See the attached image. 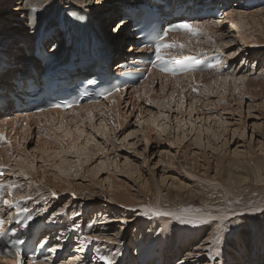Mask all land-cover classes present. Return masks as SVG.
<instances>
[{
	"label": "rangeland",
	"instance_id": "rangeland-1",
	"mask_svg": "<svg viewBox=\"0 0 264 264\" xmlns=\"http://www.w3.org/2000/svg\"><path fill=\"white\" fill-rule=\"evenodd\" d=\"M16 1L0 0L1 36L5 32L14 30L20 24L21 17L18 18L17 16H13L14 20L17 21L18 19L17 23L4 21V17L9 18L14 14L11 10L16 5ZM111 1L82 0L81 5L80 3L75 4L84 8H91L102 19L103 16L99 10L102 7H109V5L111 8L108 18L113 14L117 15L115 11L116 8L119 11V6L113 5V1ZM224 13L219 19L224 20ZM103 19L107 23L105 30L111 32V28L118 18L110 23L107 16ZM231 25L230 22L224 23L222 38H226L225 36L230 38L228 47H226L228 51L225 49L226 55L228 53L232 55V50L234 51L238 44L242 45V42L236 37L235 31L225 32ZM252 30L253 34L257 33L258 36L259 32L261 33L258 27L250 29V31ZM123 31L118 44L125 42L129 36L127 33L130 32L129 29ZM10 39L11 37L5 38L4 47H7ZM24 40L30 41L29 36ZM249 42L255 41L250 40ZM257 44L264 46V38H261ZM229 45L234 47L230 48ZM252 46L256 51L253 50L254 53L250 57H242L244 53L241 51L234 55V57L238 55L235 67L239 63L255 64L256 68L253 72L255 75V72L258 73L264 64V56L261 58V54L258 53L262 51L263 54L264 48ZM125 48L120 47L122 55ZM244 48L242 50H245ZM11 50L12 54L3 53L10 60L13 55L16 56L20 52L16 47ZM255 57L259 61L258 63L254 59ZM17 59L14 65L10 62L11 64L2 73L6 82L15 74L19 65L18 62L22 59H28V57L26 55L19 56ZM115 59L112 60L111 64L116 63L120 57ZM229 68L228 71H231ZM235 73L232 74L233 77H236L231 78V80L238 89L234 87L231 91L232 94L233 91H239L240 86H243L244 79L239 76L245 72L235 71ZM253 75L249 74L248 76ZM255 84L253 83L254 86L252 85V87L256 88ZM152 86L155 89H153L152 95L161 94L162 87L158 80H155ZM126 89V95H123L120 101L123 118L120 127L108 132L107 127L103 126L104 121L98 119L93 122L87 119V124L84 127L89 133H92L90 136L87 135L89 139L86 146L88 148L70 146L63 153L64 155L67 154L64 160L56 161L53 157L54 151H60L62 146L54 135L49 133L47 127L39 128L31 124L27 131V138L18 135L17 139L12 142V146L8 147L13 155L18 154L21 157L19 160L22 163V168L19 165L16 166L13 161L11 163L10 176L16 178L14 184L18 185L17 192L23 197L28 195L32 198V202L39 209L36 213L49 209L50 214L57 217L64 210L69 217L71 226L73 224L80 225L78 231H81L82 239L85 235L89 237L88 234L93 235L90 237H103V239H90L88 241L90 254L85 264H105L101 259L102 256L108 257L112 264H262L264 260V212H252L250 209L253 206L264 209V203H261L264 201V99H261L264 98V92L263 95L260 92L257 94L256 88L257 91L251 93V95L256 94V96H249L250 94L247 93L248 99L245 94L243 96L245 99L243 98L240 102L241 95L239 94L241 93L237 94L236 91L234 95L237 94L235 99L238 101L232 100L230 102L234 111L230 108L220 110L219 107L214 106L217 105L216 101L219 102L217 97L219 95L212 92L211 89L205 90L206 94L203 86H200L201 95L206 94L209 100H212V103L208 105L209 107L212 106V113H202V115L205 114V119L199 120L198 115L193 114L194 111L191 114L188 113V96L181 102V99L176 95L175 100L179 102L178 106L174 100L169 104L167 103L169 107H163L155 104L156 99L153 100L152 95L150 97L148 94L140 97L131 96L132 94L129 96L130 89ZM164 92L168 94L169 87H166ZM229 94L226 96L228 95L227 98L229 97L228 100L230 101L232 96ZM166 109L170 112H166ZM183 109L187 111H183ZM12 113L16 114L13 111ZM167 114L169 116L166 118ZM189 115H191L190 118ZM208 115L211 116L208 117ZM91 122L94 123V126L90 124ZM223 125L226 126V130H224L225 126ZM202 128L203 131L201 132ZM205 129L209 131L207 132ZM82 138L83 134L80 136V139ZM46 142L51 144L47 146ZM236 148L240 152L248 150L252 153L253 151L252 156L259 155L261 162L259 160L258 163L261 169L255 165L254 161L243 164L244 166L238 169V175L235 173L236 169L233 168L230 170L233 174L232 177L235 180L247 178V182L226 190L221 185L218 172H215L216 160L217 157L234 158L232 152ZM80 150L87 155L84 158L87 159V163L83 157H76L78 153H81ZM64 162L66 163L62 165ZM81 165L87 169H83ZM63 166H66L68 172L72 174V190L74 191H57L55 193L58 197L54 198L50 196L51 186L43 176L51 177L52 182L59 183V180L53 179V175L60 174L59 167ZM45 171H47L46 174ZM21 172L23 175H20ZM172 181H175L174 184ZM66 185L69 187V184ZM114 191L126 196V205L115 206L106 201L109 198L111 200ZM71 193H74L73 196ZM175 193H178L177 196H174ZM50 198H52L51 201ZM104 200L106 201L104 203L109 204L112 208L102 207ZM184 208L204 209L215 216L218 214L226 215L225 225L227 227H225L220 243L216 244L210 238L214 235V227L218 221H211L206 225L182 224L172 217L153 214L156 210L178 213ZM191 215V213L188 214V216ZM68 224L65 223L66 226H70ZM77 233L80 232L76 231L71 235V238L74 236L72 238L74 239V255L77 249V241H79L75 235ZM195 237L200 241L192 247L190 246L191 250L185 249L186 244L188 246L192 241H195ZM111 239L112 241L115 240L116 243H111ZM168 239L173 240L174 243L177 242L178 246H182L181 250L171 248L170 259L166 252ZM208 245L211 251L207 247ZM143 246H151L154 252L141 256L139 248ZM206 248L208 251L204 250ZM217 249H219V255H217ZM198 250L200 253H196ZM99 255L101 256L99 257ZM78 262L76 264H83L82 260Z\"/></svg>",
	"mask_w": 264,
	"mask_h": 264
},
{
	"label": "bare ground",
	"instance_id": "bare-ground-1",
	"mask_svg": "<svg viewBox=\"0 0 264 264\" xmlns=\"http://www.w3.org/2000/svg\"><path fill=\"white\" fill-rule=\"evenodd\" d=\"M96 1H98V0H96ZM112 1L111 2L113 5L119 6L118 7L119 11L117 10V8L115 11L117 15L113 14L108 18V15L110 14L111 5H109V7H102V9L99 10L100 14L102 13L101 15L103 16V18H105V16H107V20L109 23L111 21H113L114 19L118 18L116 23L114 24V26H112L111 32H108L105 30L107 28L106 27L107 23L105 22V20L103 18L100 19L101 17H98L93 12V10L91 8H86V7L84 8V7H81V6L75 4V3H80V5H81L82 0H17L16 5L13 6L12 10H11L12 12H14V14H12V16H10L12 18L4 17V21H8V22L10 21L13 23H17L18 19H17V21H16V19L14 20V17H16V16L18 18L21 17V21H20V24L17 25V27L14 30H12V31L10 30L8 32H5V33H3L4 35H2V36L0 35V53L12 54L11 49H13L14 47H16V49L20 50V52H18V53H21L20 55L17 53L16 56L13 55V58H11V60L9 59L10 62L14 65L17 62V60H18L17 58L19 56H25L26 55L25 53L28 52V46L24 47L23 44L22 45L19 44V41L21 39H25L28 36L30 37L31 34H33V36H34L38 26L42 23L41 21H44L45 19L49 20V21H53L56 17H58L60 15L61 8H66V10L68 11V14L64 15V22L66 24H69L70 27L73 28L74 30H80L81 32H83L85 34V32L88 31L90 25L93 26L94 24H96L97 26L100 27L101 32H98L99 38L97 35H96V38L98 39V41H101V40L105 41L103 46L105 47L108 45L110 51L112 52V55L113 54H114V56L118 55V57L121 58V60L116 62L114 65L116 67V69H118L120 63L122 62V60H124V57L126 58L127 56H130L129 53L134 54L133 52H131V50L134 48V46L137 47L138 42H139L138 39L133 34V27H132L133 26L132 21L133 22L135 21V18L137 17V15H139V12L126 11V9L139 8L138 5L141 3H140V0H135L134 2L137 5H134L131 7L130 3H128V2H130V0H120L119 2H118V0H112ZM184 1H191V2H194L196 4L201 2V0H169V2L172 4V6H174V4L184 3ZM212 1L219 3L221 8L227 7V9L224 11L225 12L224 13V20H222V18L218 19V16L215 17L216 20L211 19V21H209V22L207 20H201L202 22L200 25L204 28V31H203L204 34L203 33L198 34L192 38H189L188 40L177 37L176 40L180 41V43L185 44V49H187V50L205 49V50H209V51L215 50V51L225 53L226 50L228 49L226 47H228L229 39H230V38H227L228 36H225L226 38H224V37L222 38L223 33H224V23H226V22H228V23L230 22L232 25L228 26L229 28L225 32L229 33V32L235 31V33H237L236 37L238 38L239 41L242 42L241 46L238 44L236 49L234 51L232 50V52L235 53V55L239 51H241L242 53H244L242 57L248 58L251 56V54L254 53L253 50L256 51L252 45H255L259 48H264V46L257 44L261 38H264V11H261V9H264V5H257L256 6V4H255L253 6H247V4L244 2V0H212ZM100 3H102V2H100ZM217 3H215L214 6H218ZM26 11H29V16L27 15ZM211 12L212 11H210L207 8L206 13L209 14ZM76 17H78L80 19H84V20L77 21L75 19ZM91 22H92V24H91ZM254 27H258L259 31H261V33L259 32V36L256 33V31H257L256 29H255L256 34H253V30L250 31V29H254ZM128 29L130 31V32H127V33H129L128 38L125 40V42L118 44L119 38L122 35V33L124 32L123 30H128ZM112 33H113V35H111ZM8 37H11V39L8 41L9 43L7 44V47H4L5 38H8ZM59 38H60L59 40L55 41V37H52V39H49L47 42H50L51 44H53V42H59L60 46H62L63 45V39H61V36ZM82 38H84V40H85L86 37L82 36ZM201 38H203V39H201ZM127 40H129V41H127ZM250 40H253L255 42H249ZM85 44H86V41H85ZM122 46H123V48L126 47L125 50L123 51V55L120 52V47H122ZM72 47L79 48L78 45L75 43L72 45ZM231 47L232 46H230V48ZM22 48H23V50H21ZM242 48H244L245 50H242ZM56 49H58V48H56ZM29 53H31V52H29ZM258 53L261 54V56H260L261 58L264 56V53L262 54V51H259ZM230 54L231 53H228L227 55L225 54V57L222 58V61H223L222 65H218L215 68H211L205 72H198L197 73V72L190 71L187 74H183L180 76H176L175 78H171L168 74L162 75V74H158L157 72L151 71L146 80H142L139 84L133 85L131 88H129L130 91H129L128 95L130 96L132 94L131 96L140 97V96H144V95L148 94V97H150L152 95V91L154 89V87L152 85H153L155 80H158L160 82L161 87H162L161 94H159V95L153 94L152 95L153 96L152 99L153 100L156 99L154 102L158 106H163V107L168 106L169 107L168 104L171 103V101L173 102L175 100L176 95H178V97L181 99V102L183 101V99L186 96H188V104H189L188 113L191 114L194 111L193 114L198 115L197 117L199 118V120H204L205 114L202 115V113H204V112H206L208 114L212 113V111H211L212 106H210V107L208 106L209 104L212 103L211 102L212 100L211 99L209 100L208 95H206L207 93L205 92V90L209 91V89H211L212 92H215V94L217 93V95H219V96L216 95L218 97L219 102L215 100L217 105H214L215 103L213 102L214 106L219 107L220 110L230 108V110L234 111V108L232 109L230 102L232 100H237V99H235V96L237 94L241 93V94H239V95H241L240 96V102L244 98L243 96H245V94L247 95V93H248V95L250 94L249 96H254V95L256 96V94L251 95V93H255L253 91H255L256 88L258 90V91L256 90L257 94H258V92H260L263 95V92H264V64L261 67L262 69L258 73L255 72V75H253V72L255 71V68H256L254 63H253L254 65H250L248 63H242V64L239 63L238 66L235 67L236 57L238 55L236 57H234V55L232 56ZM2 58L6 59V57H4V56H2ZM249 59H252V58H249ZM254 59H256V57ZM115 61H116V59H115ZM256 61H257V63L259 62L257 59H256ZM227 62H228V65H230L229 67L231 68V71H228V70L225 71L224 65ZM24 65H22V67ZM33 66L38 67L41 71V67L39 66V63L34 62ZM22 67H20V68L17 67L16 69L19 68L18 70H20L21 73L28 74V76H33V74L30 71L28 72V70L30 68V63H28L25 68L21 69ZM78 70L79 69L76 68L73 71H78ZM235 71L245 72L239 77L247 76L246 79H244V81L242 83L243 86H240L241 89H239V91L235 90V92L236 91L238 92L236 95H234L235 94L234 91H233V94L231 93L233 88L237 87L236 84L231 80V78L234 79L236 77V76L233 77L234 76L233 74H236ZM72 73L73 72H70L69 74H72ZM246 73H247V75H246ZM83 74L91 75L92 73L90 71H86ZM249 74L253 75V76L249 77L248 76ZM3 77L4 76L1 75L0 83L2 82V83L7 85L8 82H6L5 79H3ZM21 80H23V79H21ZM230 82H233V83H230ZM253 83L254 84L256 83L255 84L256 88L252 87ZM4 84H1L0 86H2L3 88H6L7 91H9V92H11L10 90L12 89V91L14 92V94L16 96H20L23 93L22 91L16 90V88H12V85L8 89L7 86H5ZM200 86H203V90L206 93V94H204V96H206V97L201 95V91L199 89ZM166 87H169L168 94H166L164 92ZM193 89H195V91ZM237 89H238V87H237ZM125 91H121L119 94H114L113 96L106 98V99H104L100 102H97V103L81 104L77 108L76 111L70 110L67 112H62V111L54 109V110H46V111H43V112L37 113V114L31 113V111H28V114L25 113L26 114L25 116H21L20 113L23 111L12 110V106L10 104L7 108L0 107V111L3 110V112H4L5 109H8L9 111H13L14 113H16L13 118L12 117H10L8 119L4 118L3 121L0 122V127L4 128L8 132L9 139H10V140H8V142H9L8 146H7V144H6V146H0V164L11 165V163L13 161L16 166L19 165V167L21 166L20 168H22V163H20V160H19V159H21L20 155L19 156H18V154L13 155L12 151L8 147L12 146V144H13L12 142L17 139L18 135H23V136H21L22 138H27L28 137L27 131L30 129L31 124H34L35 126H37L39 128L40 127L42 128L43 126L47 127L48 131H50L49 133L53 134L54 137L61 143L62 149L60 151H54V154H53V157L56 159V161L64 160L66 158L67 154L64 155L63 153H65L69 149L68 147H70V146H73V148L83 147L84 149L85 148L87 149L88 147L86 146V142H88V139H89L87 135L90 136L92 134V133H89V131L84 127V125L87 124V119H90V121H93V122H94V120H98V119H100L99 121H101V120L104 121L103 126L107 127L108 132H111V130H115L117 127H120V125L122 123V119H123L121 109H120L121 108L120 107V101L122 99V96L126 95ZM229 93L232 96L230 101L228 100L229 97L227 98L228 95L226 96V94H229ZM212 95H214V94H212ZM248 95H247V99H248ZM225 96L227 99L225 98ZM261 99H264V98H261ZM175 104H177V106H178L179 102L176 101ZM247 106L250 108L249 105H247ZM217 107H216V109H217ZM179 109H181V108H179ZM184 110L185 109H183V111ZM185 111H187V110H185ZM258 111H260V110H258ZM24 112H26V111H24ZM166 112H170V110L166 109ZM211 115H208V117ZM168 116L169 115L167 114L166 118ZM190 116L191 115H189V118H190ZM199 116H201V117H199ZM152 121H154V120H152ZM93 122H91L90 124H92L94 126ZM18 124H19V126H17ZM220 125L222 127V124H220ZM223 126H225V125H223ZM226 129L227 128L225 126L224 130H226ZM205 130H207V132L209 131L208 129H205ZM200 131L202 132L203 128ZM243 131H245V130H243ZM82 134H83V138L80 139V136ZM45 144L48 146L51 143L46 142ZM80 152H81V150H80ZM83 153L84 152L78 153V155L83 154ZM232 153L234 155L233 156L234 158L224 159L223 157H221V158L217 157L218 159L217 160L215 159L216 160L215 172L216 173L218 172V174H219L218 177L221 179V185L226 190L228 188L234 187L235 185L247 182V180H246L247 178L235 180L232 177L233 174H231V172H230V170H232L233 168L236 169L235 173L238 175V169L240 167H243L244 166L243 164H247V163L254 161L255 165L259 169H261L260 165L258 163L260 160L259 159L260 156L259 155L252 156L253 151H252V153L249 152L248 150L246 152H240L236 148L233 150ZM78 155L76 156L77 158L83 157V159L87 156L86 154H83L81 156H78ZM42 158H45V157H42ZM23 160H24V158H23ZM46 160H47V157H46ZM85 162L87 163V159L85 160ZM260 162H261V160H260ZM65 163L66 162H64L62 165H64ZM32 165H33V163H32ZM35 166H36V164H35ZM81 167L83 169H87V168L83 167L82 165H81ZM99 167H100V165H99ZM102 168H104V166H102ZM129 170L132 171V169H129ZM47 171H45L44 173L46 174ZM59 171H60V174L58 173L57 176L53 175V179L59 180V183L52 182L51 177L43 176V178H45L47 180L48 184L51 186V191L49 194L51 197H54V198L58 197V196H56V193H55L57 191H59V192H63V191L65 192L68 190L74 191V190H72L73 189V186H72L73 180L71 179L72 174H70L68 172L66 166L59 167ZM37 172H39V171H37ZM216 173H215V175H216ZM109 177H110V175H109ZM14 179H16V178L12 177V184L15 183ZM56 182H58V181H56ZM174 182H173V184H174ZM66 184H69V187L71 186L72 188H69L68 185H66ZM112 188H114V187H112ZM85 190H87V189H85ZM17 191H18V189L16 187L13 190L12 197H23V196H21L22 194L20 195L19 192H17ZM53 193H55V195H53ZM75 193H76V191H75ZM73 194L74 193H71V196H73ZM113 194H114V196L111 197V200H110V198L106 200V201H108V203L111 202L115 206H122L123 204L124 205L127 204V200H126L127 198L125 195H121V194H119V192H115ZM177 194L178 193H175L174 196H177ZM107 197H108V195H107ZM51 199L52 198H50L49 200L51 201ZM106 201L105 200L103 201L102 207H105L106 209L112 208V206H110L109 204L104 203ZM31 204H32V206H35L34 202H31ZM65 204H67V203H65ZM35 208L37 209L36 206H35ZM211 215L215 216L214 214H211ZM218 215H216V216H218ZM210 222L211 221H209L208 224ZM68 227L69 228L67 230L68 231L67 236L69 238H71L72 232H71L70 228L72 226L70 225ZM212 230H213V228H212ZM63 231L64 230H62V232ZM77 232H80V233L75 234L77 240H79V241H77V246H76L77 249H76V251H75L76 253L74 255L76 258L75 262L79 263L78 261L82 260L83 264H85L87 262L89 254H90V248L88 247V245H89L88 241L90 239H87L88 237L86 235L82 239L81 238V231H77ZM206 234H207V232H206ZM90 235L93 236L92 234H88L89 237H90ZM72 238H74V236H72ZM119 238H121V237H119ZM210 238L212 239V236ZM111 241H112V239H111ZM199 241H200V239L195 237V241H194L195 243L192 241L188 246L186 244L185 249L191 250L190 246L192 247V245L198 243ZM176 243H174L173 240H169V239L167 240L166 244L168 245V247L166 249V252L168 254L169 259H170L171 253H172L171 248L174 247L177 249L179 248L181 250L182 246H178ZM201 245H202V243H201ZM207 247L209 248L210 246L208 245ZM139 249H140L139 254L141 256H143L144 254L148 255V253L150 254V252H154V249L151 246H143L142 248L140 247ZM204 250L208 251L207 248ZM212 250H213V248H212ZM210 251H211V249H210ZM196 253H200V251L198 250V252L196 251ZM262 253H263V251H262ZM205 254H206V252H205ZM197 255H199V254H197ZM100 256L101 255H99V257ZM209 256H210V254H209ZM2 259L4 261V264H8V262L11 261V259L9 257H2ZM12 261H13V259H12ZM259 264H261V263H259ZM262 264H264V260H263Z\"/></svg>",
	"mask_w": 264,
	"mask_h": 264
},
{
	"label": "snow or ice",
	"instance_id": "snow-or-ice-1",
	"mask_svg": "<svg viewBox=\"0 0 264 264\" xmlns=\"http://www.w3.org/2000/svg\"><path fill=\"white\" fill-rule=\"evenodd\" d=\"M261 11H264V9H261ZM230 15V14H229ZM186 32L190 35H198L201 33V28L198 26H194L188 22H180L176 24H171L166 28H163L161 31L157 32L156 35L153 37V44H154V55H155V61L153 62V65L159 64L161 66L162 71H174L176 66H181L183 61H191L192 64H198L199 60L196 57H190V56H184L182 58H177L176 56L168 57L166 53L169 50L172 49H184L185 44L183 43H177L176 41L172 42H166V38L170 32ZM232 55H235V53H232ZM221 63L223 61L221 60ZM171 64L173 67H168L167 65ZM241 79H246V77H242ZM91 83V81H89ZM118 91L119 89H115ZM195 91V89H193ZM111 94V91H108L104 93L105 97ZM148 103H151V101H148ZM71 106V105H69ZM53 107H59V105H53ZM0 140H4V137L2 134H0ZM3 165H0V168H2ZM20 175H23L21 172ZM18 187L16 184H4L0 183V192H3L5 188L8 189V196L12 195L13 189ZM55 195V193H53ZM23 199H31V197H25ZM261 203H264V201H261ZM3 204L8 209L16 208L17 213L16 215H24L25 221H30L33 219L31 213L29 210L24 207L21 208L19 202H13L10 199H4ZM250 211L252 212H264V209L260 208L259 206H253ZM191 213V216H188V214ZM156 216H169L173 219L179 221L182 224H207L209 221H218L215 224V231L214 235L212 236V241H214L216 244L220 243L222 234L225 230V220L227 219V216L224 214L213 216L209 212H207L204 209H191V208H184L181 209L178 213L177 212H161L159 210L154 211L153 213ZM235 215V214H234ZM15 220V217L8 216L7 221L5 219L0 218V236H8L9 233L15 234L17 232V229L15 227H6V223L8 225L13 224ZM16 224H19V220H15ZM74 228H78L79 225L73 224ZM87 239H103V237H88ZM111 243H116L115 240L110 241ZM25 241L19 239L18 237L14 238L12 240V244H23ZM52 251H55V249H52ZM217 255H219V249H217ZM21 253L19 249L15 251V260L13 261V264H21ZM101 259L105 262V264H112V262L109 260L108 257L102 256Z\"/></svg>",
	"mask_w": 264,
	"mask_h": 264
}]
</instances>
